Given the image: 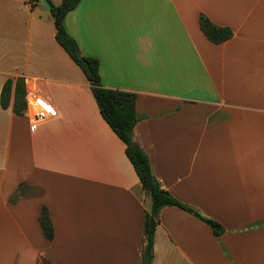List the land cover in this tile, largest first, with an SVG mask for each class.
I'll return each mask as SVG.
<instances>
[{"label": "crops", "instance_id": "0c3cea01", "mask_svg": "<svg viewBox=\"0 0 264 264\" xmlns=\"http://www.w3.org/2000/svg\"><path fill=\"white\" fill-rule=\"evenodd\" d=\"M0 5V22L37 19L24 58L0 44V93L22 78L47 112L33 126L15 115L13 88L0 106V264H141L151 205L124 143L55 41L50 11L40 0ZM200 15L233 36L209 42ZM64 27L99 61L104 88L136 95L133 141L193 211L160 210L151 264H264V0H80ZM20 184L29 189L12 203Z\"/></svg>", "mask_w": 264, "mask_h": 264}, {"label": "trees", "instance_id": "16d2710c", "mask_svg": "<svg viewBox=\"0 0 264 264\" xmlns=\"http://www.w3.org/2000/svg\"><path fill=\"white\" fill-rule=\"evenodd\" d=\"M79 1L61 0L58 6H53L47 0L55 29L54 38L85 76L102 119L124 143L125 155L132 165L142 189L149 196L151 206L149 211L144 212L142 253L152 256L154 232L159 223L160 210L164 207H177L190 213L193 211L160 186L152 173L147 155L133 141V128L138 121L135 110L136 95L132 92L104 88L100 81L99 61L93 57L82 56L77 42L67 33L64 27V19L78 5ZM198 24L204 37L213 44L224 43L233 36L230 28L217 26L204 15L199 16ZM12 88L14 89L12 111L15 115L23 116L26 108V91L22 78L5 81L0 93V106L3 109L9 106ZM28 189L25 184H20L16 192L10 197V202L13 203L21 196H25ZM200 219L210 226L215 237L224 232V228L218 222L203 217ZM39 225L44 238L47 241H52L54 230L46 208L41 211Z\"/></svg>", "mask_w": 264, "mask_h": 264}, {"label": "rangeland", "instance_id": "374dc122", "mask_svg": "<svg viewBox=\"0 0 264 264\" xmlns=\"http://www.w3.org/2000/svg\"><path fill=\"white\" fill-rule=\"evenodd\" d=\"M51 1L50 2L52 3L53 6H58L61 2V0H51ZM42 5L46 9H48L43 3ZM4 7L5 5H0V10ZM35 21H37V19L34 18V21L30 23L28 11L27 13L25 11L21 12L18 18H15L12 15L6 20L1 21L0 22V44L11 46L12 49L14 48V51H13L14 55H17L18 58L20 56V52L22 51V47H23L22 58H24L25 54L27 53V51H25V48L27 46V35L29 33V30H32V34H33V29L35 27ZM25 41L26 43L24 44ZM21 42H23V45L21 44ZM32 64H33V48L31 46L29 65H32ZM76 70L79 74H82L78 67H76ZM41 259L42 260L39 264H48L46 263L47 262L46 259L44 258H41Z\"/></svg>", "mask_w": 264, "mask_h": 264}, {"label": "built area", "instance_id": "2783aa9c", "mask_svg": "<svg viewBox=\"0 0 264 264\" xmlns=\"http://www.w3.org/2000/svg\"><path fill=\"white\" fill-rule=\"evenodd\" d=\"M25 101L26 108L24 115L26 118H28L32 126L38 124L46 118V109L42 101L35 94L26 92Z\"/></svg>", "mask_w": 264, "mask_h": 264}, {"label": "water", "instance_id": "95a60500", "mask_svg": "<svg viewBox=\"0 0 264 264\" xmlns=\"http://www.w3.org/2000/svg\"><path fill=\"white\" fill-rule=\"evenodd\" d=\"M47 8L50 9V6L48 5L47 0H40ZM189 211V210H188ZM194 216H198V214L194 213ZM152 256L148 254H142L141 255V264H151Z\"/></svg>", "mask_w": 264, "mask_h": 264}]
</instances>
